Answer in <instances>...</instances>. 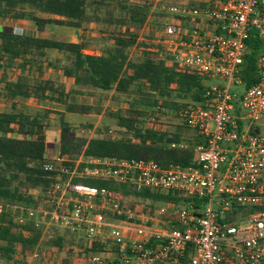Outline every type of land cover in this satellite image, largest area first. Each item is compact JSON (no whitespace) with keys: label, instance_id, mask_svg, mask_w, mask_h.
<instances>
[{"label":"built area","instance_id":"2783aa9c","mask_svg":"<svg viewBox=\"0 0 264 264\" xmlns=\"http://www.w3.org/2000/svg\"><path fill=\"white\" fill-rule=\"evenodd\" d=\"M142 30L140 41L161 46L173 62L207 81L221 82L208 86L203 103H186L175 111L179 123L203 140L195 147V166L164 168L153 160L84 154L69 158L61 153L60 141L50 143L45 169L61 179L52 184L45 203L11 209L22 223L31 220L42 230L54 224L62 232L81 234L89 246L103 245L107 252L64 261L54 251L37 248L31 261L184 264L191 252L189 264H264V211L235 221L227 218L237 207L264 206V133L252 132L264 119V52L257 59V84L246 88L241 78L252 53L249 44L264 43V0H177L158 11L153 8ZM12 31L25 35L17 27ZM165 116H152L148 124L165 123ZM102 136L120 134L107 130ZM82 180L173 195L181 202L144 206L140 216L125 207L128 197L123 193ZM6 208L0 203V212Z\"/></svg>","mask_w":264,"mask_h":264},{"label":"trees","instance_id":"16d2710c","mask_svg":"<svg viewBox=\"0 0 264 264\" xmlns=\"http://www.w3.org/2000/svg\"><path fill=\"white\" fill-rule=\"evenodd\" d=\"M113 2L118 4L121 15L111 16L101 30L111 45L102 48L100 53L92 49L84 35L78 42L43 36L51 27L87 33L90 25L101 21L99 12L112 7ZM154 5L147 0H0V19L31 22L38 32L30 36L0 30V98L11 106L8 111H0V203L8 207L0 212V264H42L30 259L37 248L54 251L64 261L83 260L107 252L103 245L89 246L84 239L79 243L74 238L67 239L75 236L70 232L56 234L45 248L44 231L31 220L23 223L17 220L18 212L11 207L45 203L52 184L61 179L58 173L45 169L48 162L45 132L49 129L50 112L30 114L18 108L21 102L33 100L39 105L62 107L63 111L58 112L60 148L69 158L84 154L153 160L164 168L195 166V147L203 143L201 137L186 136L185 131L190 129L183 124L147 125L152 116L167 115L160 110L162 107L176 111L186 103H203L208 90L203 75L173 62L161 46L139 40ZM249 45L252 53L246 58L241 74L246 88L257 84V59L264 52L262 41ZM87 50L94 52L89 54ZM133 50L137 52L136 58L132 56ZM49 51L59 52L63 59H51ZM48 70L60 75L49 77ZM59 77L73 80L72 90ZM85 87L135 95L125 113L109 112L117 121L120 136H102L103 131L97 129L100 131L89 138L74 131L67 114H102L100 107L71 101V96ZM261 131L259 126L252 130L253 133ZM181 142L189 147H171L172 143ZM82 183L106 187L153 204L181 202L173 195L149 190L137 192L126 185L97 180H82ZM255 211H264V206L237 207L227 218L235 221ZM190 253L184 264H189Z\"/></svg>","mask_w":264,"mask_h":264},{"label":"rangeland","instance_id":"374dc122","mask_svg":"<svg viewBox=\"0 0 264 264\" xmlns=\"http://www.w3.org/2000/svg\"><path fill=\"white\" fill-rule=\"evenodd\" d=\"M147 1H151L155 3L153 7L156 9V11H158L161 8V5L173 4V3L177 4V0H147ZM117 9H118V4L116 2H113L112 7L99 12L101 21L99 22V24L93 23L92 25H90L87 33H84L82 31H77L75 29L68 27H51L49 28L48 32L45 33L43 36H45L46 38L64 39L69 42H78L80 40V36L84 35L85 36L84 38L87 40V42L90 43L92 49L93 50L96 49V51L100 53L102 48H106L111 45L110 41L107 39L108 36L104 35L101 30H104L105 27L108 25V19L111 16L116 17L121 15L120 11H118ZM153 25L157 26L156 22H154ZM15 27L23 30V33L25 35L27 30H29V28H32L33 30L32 24L25 25L24 27L21 22H16L13 20L6 21L0 19V30H4V29L13 30V28ZM33 32H34L33 35L35 34L38 35V32L37 31L35 32V29ZM140 37H143V30L141 31ZM150 38H153V35H150ZM93 50L88 52L93 53L94 52ZM57 56L61 60L63 59V56L58 55L57 53L50 54L51 58H55ZM132 56L134 58L138 56L135 50L132 51ZM59 75H60L59 73H54L53 71L50 72L49 70L47 71V76L49 77H56ZM60 80L67 85L69 90H72L73 80H68V79L64 80L63 78H60ZM206 84L208 86H215L221 84V82L218 80H209L206 82ZM239 90H243V89L240 87ZM80 92L79 94H73L71 96V101L81 104H89V105L97 106L102 109L101 115L92 114V115L80 116L74 114H67V120L74 127L75 129L74 131L78 132L79 135H87L89 138L93 136L92 135L93 133L100 131L97 129H101L102 131L117 130V121L114 117L110 116L109 112H117L120 110L125 113L129 108V102H131L135 97V95H122V94H118L116 91H101L90 87H85L81 89ZM0 108L6 111V110H10L11 106L3 102ZM18 108L30 114L42 113V115H44L45 111L50 112L49 118L47 119L49 129L46 130L45 132L46 140L49 144L50 142L52 143V142L60 141L61 126H60V119L58 112L63 111L62 107H58L57 105L54 104L39 105L35 101L30 100V101L21 102ZM167 111L168 113L164 117L165 124L175 125V126L180 125L179 120L175 116V111H169V110ZM147 125L149 124L147 123ZM258 126L261 128L262 130L261 132L264 133V119L259 122ZM90 132H92V134H90ZM185 135L191 138L194 137L196 134L192 130H186ZM125 201H126L125 207L138 210L136 213L140 216H143L142 211L144 210V206L148 208V206L159 207L165 205L163 203L153 204L151 202L138 200L133 197H128ZM43 231L45 236L42 241V245L45 248L49 247L50 240L52 238H55L56 234L64 233L65 235L66 233L58 230L54 224L48 226L47 229H43ZM73 234H75V236L67 237V239L74 238L77 241V243L83 241L81 234L78 233H73Z\"/></svg>","mask_w":264,"mask_h":264},{"label":"crops","instance_id":"0c3cea01","mask_svg":"<svg viewBox=\"0 0 264 264\" xmlns=\"http://www.w3.org/2000/svg\"><path fill=\"white\" fill-rule=\"evenodd\" d=\"M22 24H23V26L25 27V25H30V24H32L31 22H27V21H25V22H21ZM27 23V24H26ZM33 25V24H32ZM28 27H30V26H28ZM34 29H35V32L37 31L36 30V28H35V26L33 25V30H32V28H29V30H27V32H26V35H30V36H36L37 34H35V35H33L34 34ZM32 30V31H31ZM45 37V36H44ZM67 41V40H66ZM51 53H57L58 55H60L59 54V52H57V51H49L48 52V54H49V57H50V54ZM51 58V57H50ZM51 59H57V60H61L60 58H58V56L57 57H55V58H51ZM65 80V79H64ZM0 107H1V105H0ZM0 111H5V110H2L1 108H0ZM6 111H8V110H6ZM48 143V142H47ZM51 143V142H50ZM48 146H49V143H48Z\"/></svg>","mask_w":264,"mask_h":264}]
</instances>
